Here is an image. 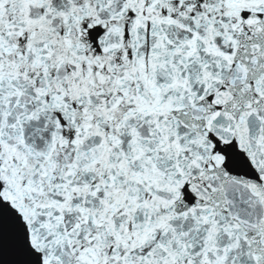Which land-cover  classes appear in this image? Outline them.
Returning <instances> with one entry per match:
<instances>
[{"label": "snow or ice", "instance_id": "6c2138e0", "mask_svg": "<svg viewBox=\"0 0 264 264\" xmlns=\"http://www.w3.org/2000/svg\"><path fill=\"white\" fill-rule=\"evenodd\" d=\"M0 264H264V0H0Z\"/></svg>", "mask_w": 264, "mask_h": 264}]
</instances>
